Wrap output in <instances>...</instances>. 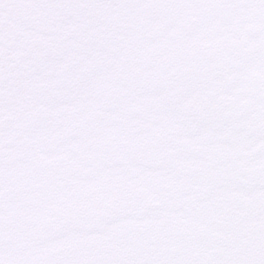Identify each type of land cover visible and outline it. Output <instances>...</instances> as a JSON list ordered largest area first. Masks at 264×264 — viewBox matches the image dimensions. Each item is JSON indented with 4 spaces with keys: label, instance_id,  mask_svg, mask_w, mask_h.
Returning a JSON list of instances; mask_svg holds the SVG:
<instances>
[{
    "label": "snow or ice",
    "instance_id": "snow-or-ice-1",
    "mask_svg": "<svg viewBox=\"0 0 264 264\" xmlns=\"http://www.w3.org/2000/svg\"><path fill=\"white\" fill-rule=\"evenodd\" d=\"M0 264H264V0H0Z\"/></svg>",
    "mask_w": 264,
    "mask_h": 264
}]
</instances>
